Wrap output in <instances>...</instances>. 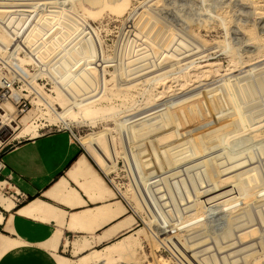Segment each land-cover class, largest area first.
<instances>
[{
	"label": "rangeland",
	"instance_id": "1",
	"mask_svg": "<svg viewBox=\"0 0 264 264\" xmlns=\"http://www.w3.org/2000/svg\"><path fill=\"white\" fill-rule=\"evenodd\" d=\"M248 3L0 0L1 148L24 122L69 131L137 221L98 264H264V0Z\"/></svg>",
	"mask_w": 264,
	"mask_h": 264
},
{
	"label": "crops",
	"instance_id": "2",
	"mask_svg": "<svg viewBox=\"0 0 264 264\" xmlns=\"http://www.w3.org/2000/svg\"><path fill=\"white\" fill-rule=\"evenodd\" d=\"M2 160L0 180L9 178L27 202L0 206V264H76L88 253L76 260L62 254L100 250L137 226L69 131L24 139L4 150Z\"/></svg>",
	"mask_w": 264,
	"mask_h": 264
},
{
	"label": "bare ground",
	"instance_id": "3",
	"mask_svg": "<svg viewBox=\"0 0 264 264\" xmlns=\"http://www.w3.org/2000/svg\"><path fill=\"white\" fill-rule=\"evenodd\" d=\"M249 1V3L251 4L250 6H255V0H247ZM248 3V5H249ZM244 4V3H243ZM157 5V4H156ZM252 9V8H251ZM162 11V10H161ZM164 11V10H163ZM232 11V10H231ZM253 11V10H252ZM254 12V11H253ZM257 13V12H256ZM256 13L254 12V14L256 15ZM243 32V31H242ZM249 33V31H248ZM253 37V36H252ZM22 79V78H20ZM23 80V79H22ZM8 81H3L1 80L0 81V88H11V84L10 82H8V84H6ZM171 88V86H169ZM168 88V87H167ZM172 89V88H171ZM170 89V91H172ZM174 89V88H173ZM171 94L175 93V90L170 92ZM12 95L14 96L15 98V94L14 92H12ZM19 96V95H18ZM18 99V98H16ZM61 104H65V100H60ZM37 103V102H36ZM39 103V102H38ZM37 103V104H38ZM36 104V105H37ZM62 106V105H61ZM69 106V105H68ZM39 107V106H38ZM43 107V106H42ZM49 107V106H48ZM66 107V106H64ZM14 109V108H13ZM52 109V108H51ZM64 109V108H63ZM77 110V109H76ZM0 111L3 112V114H0V127L1 126H9L13 123V119L10 117L9 113L12 111V108L9 104L8 101H6L4 99L3 101V104L0 106ZM67 111V110H66ZM71 111V110H70ZM98 111L95 110L94 108H91V106H88V105H84L80 108H78V114H84L88 117H91L92 115L96 114ZM105 111V110H103ZM102 112V111H101ZM5 113V114H4ZM70 114V112H69ZM57 115V114H55ZM76 115V114H75ZM74 115V116H75ZM58 118V117H57ZM74 121V120H73ZM23 130L21 131V135L20 136H24V135H30L31 138L37 136L36 134V127H33L29 122H24V125H23ZM22 136V137H23ZM0 206H2L4 209L6 210H10L11 208H13V203L10 202L8 199H6L5 197L1 196L0 195ZM26 213V212H25ZM2 218L0 216V222H1ZM135 239V238H134ZM134 239H132L131 237H127V238H124L123 240L115 243V244H112L110 246H107L105 247L102 251H92L90 253H88L87 255L83 256L81 258V262H85V264H98L100 262H106L108 261L112 256L114 255H120L121 253L125 252V251H128L132 248H134L135 246V241ZM10 247V246H9ZM2 249V248H1ZM76 249V248H75ZM4 250V249H3Z\"/></svg>",
	"mask_w": 264,
	"mask_h": 264
},
{
	"label": "built area",
	"instance_id": "4",
	"mask_svg": "<svg viewBox=\"0 0 264 264\" xmlns=\"http://www.w3.org/2000/svg\"><path fill=\"white\" fill-rule=\"evenodd\" d=\"M0 89L3 91V94H1L0 98L1 99L3 97L6 98L5 93H8L10 89L9 88H0ZM15 107L16 109H18L19 113H24L28 109V104L26 101L20 98L18 101L15 102ZM1 139H2V136H1V130H0V140ZM2 154H3V148H1V143H0V171L4 169ZM0 195L8 199L10 202H12L14 207H20L27 202L26 196L22 192L18 191L12 185L9 178L0 180Z\"/></svg>",
	"mask_w": 264,
	"mask_h": 264
}]
</instances>
